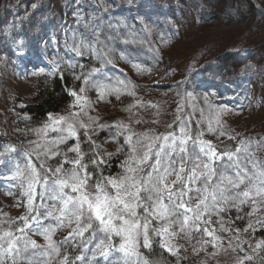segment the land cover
Wrapping results in <instances>:
<instances>
[{
  "label": "snow or ice",
  "instance_id": "6c2138e0",
  "mask_svg": "<svg viewBox=\"0 0 264 264\" xmlns=\"http://www.w3.org/2000/svg\"><path fill=\"white\" fill-rule=\"evenodd\" d=\"M96 43H100L98 36ZM69 47L77 56L87 50L102 64L112 63L106 59L113 52L107 45L104 51L81 40ZM134 67L138 72L147 71L139 64ZM58 70L59 65L54 63L48 75H55ZM101 72L102 69H93L82 74L84 85L95 88L99 100L109 95L119 100L122 92L135 96V86H130V81L116 78L112 82L113 77L107 73H103V80L92 79ZM83 93L85 87L79 92L70 90L75 98L71 107L78 110L66 115L50 113L48 121L34 130L38 139L30 141L33 147L17 153L21 159H0V181L5 182L0 186L16 197L17 207L25 209L15 218L0 216V264H152L149 255L155 246L176 257L179 264V260L187 259L181 256L182 250L187 249L180 241L190 243L197 236L200 247L192 246L194 255L206 251V246L217 250L209 256L218 255L223 248L218 232L236 233L237 243L233 247L230 240L229 247L245 253L237 264H253L264 252V239L253 246L240 240V234L251 236L255 225L264 228V159L257 158L246 141H241L234 151H220L211 140L203 139L199 124L204 122L209 133L226 135L220 120L223 110L207 116L200 110L202 119L197 121L195 134L191 113L177 115L164 132H137L122 121L98 124V118L88 115L91 101ZM137 105L156 107L140 101ZM137 105L125 109L130 120ZM177 112H183L182 106L177 107ZM134 122L141 123L138 119ZM93 125L114 127L117 136H124L128 153L121 164L122 171L115 176L100 172L105 160L96 150L100 146L89 135L90 128L93 133L96 131ZM82 134L93 145L87 162L89 154L81 150ZM69 140L75 143L64 151L61 146ZM122 151L123 146L117 148V152ZM8 152L17 150L6 149L0 155ZM104 155L110 157L112 153ZM55 158L60 159L50 164ZM14 188L19 190L18 195L12 191ZM233 210L236 220H248L243 229L225 227L234 221L226 222L223 214ZM65 230L67 234L57 239V233ZM34 236L42 237L44 244H39ZM245 244L252 255L245 251Z\"/></svg>",
  "mask_w": 264,
  "mask_h": 264
},
{
  "label": "rangeland",
  "instance_id": "374dc122",
  "mask_svg": "<svg viewBox=\"0 0 264 264\" xmlns=\"http://www.w3.org/2000/svg\"><path fill=\"white\" fill-rule=\"evenodd\" d=\"M228 1L230 4L227 6ZM254 1L256 3L252 4L248 0H207L205 3L214 5V7L203 10L205 18L209 17V19H203L197 27H193L192 23L189 24L166 49L167 55L162 66L158 65L157 69L146 76L135 75L138 78V84L137 86L134 85L137 96L134 100L129 97L125 101L117 102L114 101L113 97L112 99L109 96L104 100H99L98 91L85 85L73 88L72 91L79 92L81 87H85V93L82 95H85L91 101L88 115L98 118V124L114 125L118 121H122L125 124H130L137 132H145L150 129L155 130L157 133L164 132L166 126L172 124L177 115H186L183 101H187L185 106H188L189 113L194 118L193 124L191 123L193 134L198 130L197 121L202 119L201 111L199 113V110L202 109L205 116L210 112L223 110L221 111L220 120L226 135L218 137L216 134L209 133L207 131V123L204 122L199 124V130L204 132L203 139L211 140L212 142L224 141L227 140L228 136L237 134L234 136L236 147L241 141L249 142L251 145L250 151L254 152L257 158L264 159V25L260 21L259 24H254L253 26L251 24V27L248 28L251 20H255L253 15H255L256 9L257 12L264 15V0L258 8H255V6L259 5V0ZM233 2L239 5L237 12H234V7H231ZM8 3L5 10L4 6L0 4V135L4 138L0 142V154H5L6 149L10 148H15L17 152H8L6 155H0V159L7 160L11 157L13 160H19L21 157L17 153L22 154L33 147L30 141L38 139L34 130L44 125L32 126L31 123L22 118L23 116L17 110L34 93L36 83L34 76L41 73L40 70L42 68L23 66L22 60L26 57V54L22 39L12 34L11 17H7L4 12H9L10 7H14L12 5L13 2ZM254 8L255 10H253ZM222 15H225V17L221 21L219 18H222ZM241 15L243 17L239 18ZM243 21L245 22L243 23ZM247 23L248 25L245 29L244 25ZM240 44H243V47L249 50L253 49V52L251 53L249 50L238 52L237 49ZM199 50H202L205 55L215 53L224 55L223 58L228 64L229 70L233 71L231 78H236L234 88H226L220 79L211 80L205 76L209 80H203L201 75L197 78L200 90H206L211 96L216 95V99L226 101L228 104L225 106L207 103L204 101L203 95L199 96L195 92L189 102L184 98V96H187L186 94L163 88L156 89L151 86L154 83L163 82L164 84L166 81H172L174 71H171V67L173 66V60L177 61L178 67L179 65L183 66V62L188 59L186 56H190L192 61L198 60ZM20 51L23 52V55L18 54ZM35 57L37 55L33 54L32 58H30L33 61L36 59ZM32 63L36 64L37 61ZM95 77L104 79L103 74L101 75L100 73H97ZM104 82L107 83V81ZM74 101L75 98L72 96V100L65 104L62 109L51 114L66 115L69 111H77L78 109L71 107ZM137 101L145 105H155L156 107H140L137 105ZM129 105H137L132 109L131 120L130 113L125 110ZM178 106H182L183 112H177ZM137 119L141 121L140 124L134 122ZM154 120L158 121V123H153ZM85 121L87 122V118H85ZM92 127L96 128V131L93 133L90 128L89 135L92 136L95 144L100 146L96 150L100 152L105 163L112 165L115 160L111 159L115 155L121 158L118 162L116 161L115 172L109 175L115 176L122 171L121 164L128 153V148L124 145V136H117V129L114 127L99 128L97 125ZM241 129H247V134L244 131L240 132ZM50 135L55 134L52 133ZM74 143V140H69L67 144L61 147L64 151H67V148ZM217 143L220 144L222 142ZM121 146H123V151L117 152V148ZM105 152L112 153V155L110 157L105 156ZM72 155L74 154L69 153V156ZM59 159L50 160L49 163L56 164ZM0 167L3 166L0 165ZM4 183V181H0V185ZM7 191V188L0 186V216L7 214L15 218L22 215L25 209L17 207L16 197L8 195ZM12 191L18 195V189L14 188ZM235 217L236 212L234 210L224 213L223 218L226 222L234 221L233 223H226L225 227L243 229L247 226V219L241 221L236 220ZM214 219L217 218L214 217ZM253 223H255L254 218ZM255 227L256 230L260 229L259 225H255ZM255 232L251 236L248 233H241L240 240L248 241L254 246L257 240L264 239V237L257 236ZM66 234L67 230L58 232L56 238H62ZM217 234L223 239V248L219 249L218 255L214 257L208 255L210 252L217 251L211 246H206L207 250L201 251L198 256L194 255L192 246L200 247L196 242L199 239L198 236L190 243L183 240L180 241L187 249L186 252L182 250L181 256L187 257V259L179 260V264H201V261H204L205 264H237L238 258L245 253L240 252L239 249L232 251L229 247L230 240L233 247L237 243L235 239L236 233L218 232ZM33 238L39 244H44L42 237L34 236ZM244 248L248 254H253L247 244L244 245ZM256 258L264 263V252ZM175 259L177 260L176 257Z\"/></svg>",
  "mask_w": 264,
  "mask_h": 264
},
{
  "label": "trees",
  "instance_id": "16d2710c",
  "mask_svg": "<svg viewBox=\"0 0 264 264\" xmlns=\"http://www.w3.org/2000/svg\"><path fill=\"white\" fill-rule=\"evenodd\" d=\"M206 1L0 0L4 10L9 4L8 2H13L14 7H10L9 12L3 11L7 17H11L12 34L22 39L26 54V59L22 60L23 66L41 67L44 70L43 73L34 76L36 80L34 93L28 101L18 107V112L32 126L44 124L47 122L50 113L62 109L65 104L72 100V96L69 94L70 90L84 85L82 74H87L93 69H102L100 74L107 73L113 77L112 82L118 78L130 81V86H137V76H146L157 69L158 65L162 66L167 55L166 49L189 24L192 23L193 27H197L203 19H209V17L205 18L203 10L214 7V5H209V3H205ZM248 2L256 3L254 0H248ZM261 2L263 0H259V5H256L255 8L260 7ZM229 4L228 1L227 6ZM231 7H234V12L239 9L236 2H233ZM256 10L255 15H253L255 20H251L248 28L251 27V24L252 26L259 24L260 21L264 25V15ZM94 16L96 19H93ZM78 17H82V19H78ZM224 17L225 15H222L219 20L222 21ZM242 17L243 15L239 18ZM109 24L113 27H109ZM97 25L99 27H96ZM247 25L248 23L244 25L245 29ZM97 36L100 43H96ZM73 37H75V41ZM81 40L104 51H107L105 45L112 48L113 52L106 57L112 63L102 64L94 54L87 50H82L83 55L81 56L70 51L69 46L79 43ZM247 50L249 49L243 47V44H240L237 49L238 52H246ZM249 51L252 53L253 49ZM33 54H36L37 57L32 61ZM122 55L126 58L122 59ZM223 56L219 53L205 55L202 50H199V59L192 61L190 56H186L188 59L183 62V66L179 65L178 67L177 61L173 60L171 67V71H174L173 80L166 81L164 84L163 82L154 83L151 86L156 89L163 88L186 94L187 96L184 98L189 102L195 92L199 96L203 95L204 101L207 103L225 106L228 104L226 101L216 99V95L211 96L206 90H200L197 80L199 75L202 76L203 80H209L207 78L211 80L220 79L226 88H234L236 78H231L233 71L229 70ZM34 61L37 63L33 64ZM54 63L59 65V70L55 75H48ZM70 64H74L75 67H70ZM136 64H139L142 69H147V71L138 72L134 67ZM135 75L137 76L135 77ZM76 76L82 78L76 79ZM97 77L94 75L92 79H97ZM133 90L136 92V89ZM109 97H113L114 101L117 102L125 101L129 97L130 99L132 97L131 100L137 98L136 93L135 96H132L127 92H122L119 100L116 99L115 95H109ZM185 104L187 101H183V108L188 114L189 108ZM191 119L193 124L194 118L192 116ZM247 129H241L240 132L244 131L247 134ZM235 135L237 134H234L233 137ZM81 139V150L89 154L85 158L87 162L91 156L93 145L83 137V134ZM2 140L4 138L0 135V142ZM217 142L222 143L218 144ZM217 142L212 143L217 145L220 151H234L237 145L236 139L227 138V140ZM120 159V156L115 155L111 159L115 160L114 163L112 165L104 163L100 172L104 176L112 175L116 170V161L118 162ZM255 233L257 236L264 237V228L257 229ZM143 251L147 254V250ZM149 258L152 264H177L175 257L163 252L158 246L154 247ZM253 264L264 263L256 258Z\"/></svg>",
  "mask_w": 264,
  "mask_h": 264
}]
</instances>
